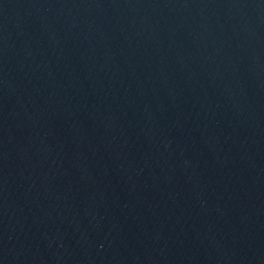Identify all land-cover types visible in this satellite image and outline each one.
<instances>
[{"label": "water", "instance_id": "95a60500", "mask_svg": "<svg viewBox=\"0 0 264 264\" xmlns=\"http://www.w3.org/2000/svg\"><path fill=\"white\" fill-rule=\"evenodd\" d=\"M0 264H264V0H0Z\"/></svg>", "mask_w": 264, "mask_h": 264}]
</instances>
